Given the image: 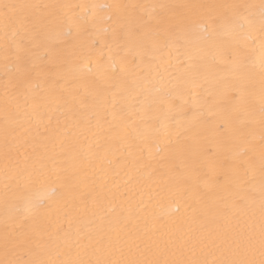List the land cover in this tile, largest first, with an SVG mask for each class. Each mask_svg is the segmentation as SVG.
Instances as JSON below:
<instances>
[{
  "label": "snow or ice",
  "instance_id": "snow-or-ice-1",
  "mask_svg": "<svg viewBox=\"0 0 264 264\" xmlns=\"http://www.w3.org/2000/svg\"><path fill=\"white\" fill-rule=\"evenodd\" d=\"M85 7L110 13L103 63L90 28L71 52L60 42ZM130 46L160 61L151 78ZM210 71L229 80L226 108ZM200 80L206 111L181 124L176 101ZM159 114L180 125L158 147L176 192L153 189L138 143ZM0 264H264V0H0Z\"/></svg>",
  "mask_w": 264,
  "mask_h": 264
},
{
  "label": "bare ground",
  "instance_id": "bare-ground-1",
  "mask_svg": "<svg viewBox=\"0 0 264 264\" xmlns=\"http://www.w3.org/2000/svg\"><path fill=\"white\" fill-rule=\"evenodd\" d=\"M39 2L44 3H69L75 5H103V4H114V3H156V2H218V0H39ZM252 2H258V0H252ZM89 9L87 7L79 9L80 16H85L88 20V24H84L80 20L79 16H70L68 20V26L71 29V35H65L61 37L60 42L63 44V48L71 52L72 45L68 41L76 39L78 36L82 39H87L85 34V29H91V33L95 39H100L101 43L99 47L92 48L91 41L89 40V51L93 56V62L99 61L103 63L107 57L110 55L107 43L110 42V32L112 28V22L107 19L108 13L104 9L96 8L95 16H87ZM69 28H66L67 32ZM107 30V31H105ZM54 42L55 38H54ZM193 55L196 57L197 62L204 63L205 60H201L200 57L203 55V51L207 50V41L203 35L193 37V43L191 45ZM128 66L135 72L139 73L141 76H148L151 78L154 72H150L148 67L149 63H158L160 61H150L145 58L144 62L141 63L140 50L135 46H130L126 50ZM176 53H172L171 62L176 65ZM181 59H185L183 56ZM167 54H165L164 60H167ZM207 59V58H205ZM135 61V63H133ZM223 77V79H222ZM209 80L216 82L213 91L215 92L219 105L221 108L227 107V101L230 98L231 92L228 87L229 80L226 75L222 72L210 71ZM210 85L205 83L203 80L197 81L195 84H188L186 91L183 92V99H178L176 101L178 106H182V111L180 113V121L183 124L185 121H191L194 115L198 114L199 111H206L203 106V102L206 96L205 89ZM211 114H209L208 119H214ZM180 125L175 123L174 116H166L164 114H159L158 119L147 120L143 124V136L138 142L140 148L143 149L144 157H151L154 165V180L156 183L152 185L153 189L156 188L157 184L162 187L167 186L171 191H177L176 182L170 177L168 167L164 160L161 159V153L158 152L159 148H164L167 146L168 141L173 142L176 139L175 132ZM139 153V149L135 150ZM220 171L218 164H211L209 166L210 178L218 174ZM122 179H127V177L122 175Z\"/></svg>",
  "mask_w": 264,
  "mask_h": 264
}]
</instances>
